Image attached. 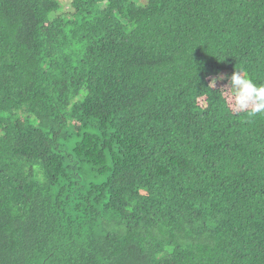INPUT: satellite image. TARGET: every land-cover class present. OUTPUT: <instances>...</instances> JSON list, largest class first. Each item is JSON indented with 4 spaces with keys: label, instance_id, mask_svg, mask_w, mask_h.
<instances>
[{
    "label": "trees",
    "instance_id": "obj_1",
    "mask_svg": "<svg viewBox=\"0 0 264 264\" xmlns=\"http://www.w3.org/2000/svg\"><path fill=\"white\" fill-rule=\"evenodd\" d=\"M238 70L264 0H0V264H264Z\"/></svg>",
    "mask_w": 264,
    "mask_h": 264
},
{
    "label": "clouds",
    "instance_id": "obj_2",
    "mask_svg": "<svg viewBox=\"0 0 264 264\" xmlns=\"http://www.w3.org/2000/svg\"><path fill=\"white\" fill-rule=\"evenodd\" d=\"M215 83L214 79L213 86ZM220 91L225 95V102L231 110L237 113L245 112L251 116L264 114V84L256 83L245 71L233 72L229 83Z\"/></svg>",
    "mask_w": 264,
    "mask_h": 264
},
{
    "label": "rangeland",
    "instance_id": "obj_3",
    "mask_svg": "<svg viewBox=\"0 0 264 264\" xmlns=\"http://www.w3.org/2000/svg\"><path fill=\"white\" fill-rule=\"evenodd\" d=\"M61 2L64 3L65 8H68V9H69V7H70V3H71V0H61ZM223 82H224V81H222V83H223ZM227 84H228V83L224 84V86L227 85Z\"/></svg>",
    "mask_w": 264,
    "mask_h": 264
}]
</instances>
